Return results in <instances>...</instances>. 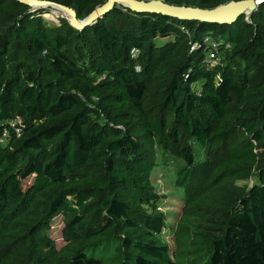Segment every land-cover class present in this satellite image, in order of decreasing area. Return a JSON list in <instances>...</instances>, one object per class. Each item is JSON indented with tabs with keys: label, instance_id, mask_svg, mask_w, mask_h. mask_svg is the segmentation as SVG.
Wrapping results in <instances>:
<instances>
[{
	"label": "trees",
	"instance_id": "16d2710c",
	"mask_svg": "<svg viewBox=\"0 0 264 264\" xmlns=\"http://www.w3.org/2000/svg\"><path fill=\"white\" fill-rule=\"evenodd\" d=\"M49 1L84 17L106 0ZM51 8L0 0V264H179L147 145L179 147L188 188L191 139L216 163L184 206L209 231L205 264H264V1L231 24L116 4L83 29ZM207 34L232 43L215 64Z\"/></svg>",
	"mask_w": 264,
	"mask_h": 264
},
{
	"label": "rangeland",
	"instance_id": "374dc122",
	"mask_svg": "<svg viewBox=\"0 0 264 264\" xmlns=\"http://www.w3.org/2000/svg\"><path fill=\"white\" fill-rule=\"evenodd\" d=\"M45 15L53 19H59L60 16L66 17L64 12L55 8H51L50 12ZM157 42L160 43L161 39ZM131 53L137 55L138 49H132ZM206 53L208 55V52ZM221 57L223 54L219 53V58ZM137 68H140L139 65ZM198 85L196 83V86ZM186 144H191L199 161L190 187H183L179 182V169L186 163L179 152V147L164 149L159 145L148 143V152L154 161L152 183L160 195L159 207L167 216L163 236L168 242L172 257L176 258L179 264H205L211 237L203 233H209V231L200 229L198 226L200 220L186 215L184 206L188 197L208 184L216 163L213 157H208L206 148L197 141L191 139ZM255 180L256 177L253 175L249 178L238 179L237 182L250 186ZM62 231L61 215H55L52 217L49 233L58 246L64 243ZM215 232L217 231L212 230L211 234Z\"/></svg>",
	"mask_w": 264,
	"mask_h": 264
},
{
	"label": "water",
	"instance_id": "95a60500",
	"mask_svg": "<svg viewBox=\"0 0 264 264\" xmlns=\"http://www.w3.org/2000/svg\"><path fill=\"white\" fill-rule=\"evenodd\" d=\"M33 6L48 5L66 14L69 23L77 29L96 22L101 16L116 4L129 7L137 12H155L174 16L180 19H195L199 21L233 23L243 14L250 15L258 10L264 0H229L213 7H202L191 4H176L166 0H106L97 5L86 16L79 17L74 7L49 0H22Z\"/></svg>",
	"mask_w": 264,
	"mask_h": 264
},
{
	"label": "built area",
	"instance_id": "2783aa9c",
	"mask_svg": "<svg viewBox=\"0 0 264 264\" xmlns=\"http://www.w3.org/2000/svg\"><path fill=\"white\" fill-rule=\"evenodd\" d=\"M203 41L206 46V52H208V55L206 53V59L214 64L220 62L223 57H225L226 49H229L232 46V43L230 41H225L221 37H217L213 34H207L204 37ZM219 53H222L223 57L219 58ZM10 124L14 127L18 135L23 132L21 118L10 120ZM8 135L9 129L5 128L0 139L1 142H6L8 140Z\"/></svg>",
	"mask_w": 264,
	"mask_h": 264
}]
</instances>
